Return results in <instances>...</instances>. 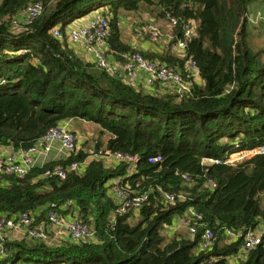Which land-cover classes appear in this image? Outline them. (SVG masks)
<instances>
[{"label":"trees","instance_id":"obj_1","mask_svg":"<svg viewBox=\"0 0 264 264\" xmlns=\"http://www.w3.org/2000/svg\"><path fill=\"white\" fill-rule=\"evenodd\" d=\"M35 4L41 10L30 21ZM142 6L156 7L157 19L170 24L172 33H163L171 36L165 52L135 48L122 37L119 11ZM260 9L264 14V0H0V147L30 148L74 119L108 135L103 150L97 138L91 152L80 148L26 175L0 174V215L27 212L36 225L55 210L92 233L82 240L67 233L52 244L4 232L0 264H264V235L245 248L247 232L264 222V47L250 43L258 28L264 35ZM86 16L92 24L81 21ZM103 19L116 60L140 51L181 73L189 90L167 85L150 93L81 56L74 45L89 44L70 38L71 25ZM144 33L151 39V32ZM180 41L185 48H178ZM245 150L258 151L229 162ZM118 153L141 160L133 165L115 158ZM92 154L84 170L69 169ZM158 155L161 161L149 162ZM204 158L220 162L203 164ZM57 169L65 179L54 174ZM117 177L135 192H149L148 202L118 213L120 202L110 192ZM184 219L196 223L194 236L176 229V220L182 225ZM208 228L214 236L204 249Z\"/></svg>","mask_w":264,"mask_h":264},{"label":"built area","instance_id":"obj_2","mask_svg":"<svg viewBox=\"0 0 264 264\" xmlns=\"http://www.w3.org/2000/svg\"><path fill=\"white\" fill-rule=\"evenodd\" d=\"M41 10L39 4H35L30 9V21L35 18ZM174 24L175 20H172ZM76 24L71 25L69 30L70 38L74 42H84L89 44L91 54L88 55L90 60L95 62L100 69L107 70L113 75H117L119 78L128 81L134 85H144V88L147 92L156 94L160 89L166 87L167 85H175L179 87L180 93L189 90V85L186 83L183 75L179 72H174L168 66L151 60L145 57L140 51L133 52L126 56V61L121 62L117 65L116 61L110 57L108 52V46L106 42V37L108 35L109 24L108 21L103 19L98 21L92 26H75ZM152 25H150L151 27ZM147 30V31H145ZM144 32H151L150 37L151 41H157L158 35L161 34L160 31L153 27L149 30V27H145ZM191 28L186 30V34L190 35L192 32ZM55 35L61 37L60 29L56 28L54 30ZM170 37V38H169ZM169 42L171 36H168ZM166 38V39H167ZM168 42V43H169ZM186 44L183 41H180L178 48H185ZM194 66V64H191ZM142 74L144 77L141 78L139 75ZM131 78V80H130ZM142 80L143 84H139L138 81ZM146 82L144 83V81ZM59 143L64 149L70 153L76 151L79 148L78 146V136L71 129L68 124H60L56 127L51 128L38 142L30 148H19L17 151L12 152L6 159L0 157V174H15V175H26L30 172L34 166V161L38 154L40 153H49L53 147L54 143ZM261 152H264V146L259 149ZM258 150H245L241 152L234 153V155H244L250 156L257 153ZM106 154L109 157H113L112 153L108 150ZM230 156V159L234 156ZM115 158L124 160L128 163L135 165L139 163L141 158L138 155L123 154L118 153L115 155ZM87 159L84 162H73L70 165L71 170H84L89 164ZM162 160V156L158 155L149 159L150 163L159 162ZM219 159L215 158H204L202 160L203 164H213L219 163ZM231 162V160L229 161ZM133 166H129V170L132 171ZM52 172L47 171V174L50 175ZM54 174L60 176L61 179H65V173L57 169L54 171ZM186 180H189L187 176H184ZM213 186H216L215 183H212ZM110 192L114 197H116L120 206L118 213L124 214L132 210H137L142 208L149 200V192H135L130 189L129 185L125 183L124 178L117 177L112 181ZM181 197V196H180ZM168 201H173L175 195L166 194ZM190 214L194 218H200L194 211L190 210ZM65 218L62 214L51 210L48 213V220L40 224H33V219L29 213L24 212L18 217H7L5 215H0V235L4 230H21L24 234H28L29 237L33 239H44L46 238V232L48 230H55L61 225L65 224L63 230H67L69 235L74 240H82L92 236V233L89 231L87 225L83 224L79 219L72 218V220L63 221ZM182 225L188 230L191 236H194L197 232V226L195 222H191L188 219L182 220ZM262 227V231L260 228ZM259 229L257 228L254 231L247 232L245 236V248L247 250L254 248L256 245L262 242V236L264 235V222L261 224ZM229 234L230 231L228 232ZM213 231L208 228L205 231L204 239L202 242V248L206 249L210 245V241L213 238Z\"/></svg>","mask_w":264,"mask_h":264},{"label":"rangeland","instance_id":"obj_3","mask_svg":"<svg viewBox=\"0 0 264 264\" xmlns=\"http://www.w3.org/2000/svg\"><path fill=\"white\" fill-rule=\"evenodd\" d=\"M100 10H96L94 12V14L99 13ZM261 11V9H260ZM119 13L121 14V25L122 28H124L122 30V37L125 40H128V42H130L135 48L137 47L136 45V41H142L144 42L145 39H148L147 36H143L144 33V29L143 27H140L139 25L141 24V22H144L145 24H148L147 26L149 27V30H151L152 26L156 27L160 33H161V38L163 41L159 40V41H151L150 38L148 40H150L152 43V46L154 47H161L163 48L164 52L166 51V49L168 50V42H169V38H167L166 36L163 35V33L165 32L166 34H171V26L170 24L165 21L164 19H157V15H158V11L157 8L155 7H146V6H142V9L139 12H126V11H119ZM261 17L263 18L264 14L261 11ZM254 19V18H253ZM251 19V15H250V20ZM253 22L251 21V24ZM150 25H152L150 27ZM160 25L162 27H160ZM195 29V25L193 26L192 30H190V32H194ZM147 31V30H146ZM167 38V39H166ZM250 43L251 45L255 46H260V47H264V35L261 33V29L258 28L255 31V35L250 37ZM256 47V46H255ZM172 52L177 53L174 48L171 49ZM90 48L87 49L86 51V56L90 55ZM141 78H143L144 76L142 74L139 75ZM131 80V78H130ZM146 82V80L144 81V83ZM139 84H143L142 80L138 81ZM136 87L139 88H146L144 85H135ZM145 90V89H144ZM83 121L85 120H81L82 123H84ZM87 122V121H85ZM72 130H74L78 136V146L79 148H83L85 149L87 152H91L92 150H95L96 145H97V138H100V140L104 141L103 143H101V147L103 150V146L106 144L107 141V137L108 135H104L103 137L99 134V129L100 127L97 126L96 124L93 123H89L87 122V125L85 126L84 124L82 125H71L70 126ZM94 155V154H92ZM234 155V154H233ZM96 157V156H95ZM247 156H240V155H234L230 160L231 162H240L242 161V159H245ZM98 158V157H97ZM112 158V157H111ZM107 164H110L107 163ZM67 218V219H66ZM66 218L63 221L68 220L69 215H66ZM65 226V224L61 225L60 227H58L55 230H48L46 232V240L49 241V243L52 244H56L59 243L61 240H63L67 234V231L65 232L63 229V227ZM51 231V232H50ZM5 235L11 237V238H21L24 235V232L21 230H17V229H11V230H4L1 233ZM69 233V232H68ZM170 233L172 234V230L170 229Z\"/></svg>","mask_w":264,"mask_h":264},{"label":"crops","instance_id":"obj_4","mask_svg":"<svg viewBox=\"0 0 264 264\" xmlns=\"http://www.w3.org/2000/svg\"><path fill=\"white\" fill-rule=\"evenodd\" d=\"M82 22H85V24H92L94 21L93 17L86 16L84 18L81 19ZM124 29V28H122ZM149 39V38H148ZM148 39H145L144 42L142 41H136V45L138 49H142V50H153V51H159V52H163V48L161 47H154L152 46V42ZM125 40V39H124ZM128 42V40H126ZM163 41V40H162ZM130 43V42H129ZM131 44V43H130ZM74 47H76V50L78 51V53L82 56V54L84 56H86V51H87V47L82 44V43H78L75 44ZM110 55V54H109ZM88 57V56H87ZM110 57H112L114 59V62L116 61L117 65L121 64V62H119L118 60H116V58H114L112 55H110ZM84 123L81 122V120H71L65 124H68L69 126H73V125H82L84 124L85 126L87 125V122L83 121ZM14 151L13 148L11 147H0V157L6 159L10 154H12V152ZM70 155V152L67 151L66 149H64L59 143H54V147L53 149L49 152V153H40L38 154V156L36 157L35 161H34V166H43L45 163L47 162H51V161H59V160H63L68 158V156ZM95 158V155H91L89 157V159H93ZM178 220V219H177ZM176 220L177 226L176 229H179L178 232H188V230L185 227H182L183 225L180 224L179 221ZM261 227V225L259 226ZM258 227V229H259ZM173 228H171V230L173 231ZM67 231V230H64ZM260 231H262V227L260 228ZM68 233V232H67ZM65 238H68V236L66 235Z\"/></svg>","mask_w":264,"mask_h":264},{"label":"water","instance_id":"obj_5","mask_svg":"<svg viewBox=\"0 0 264 264\" xmlns=\"http://www.w3.org/2000/svg\"><path fill=\"white\" fill-rule=\"evenodd\" d=\"M254 18V14H251V19H253ZM252 21V20H251ZM15 151H17V149H15Z\"/></svg>","mask_w":264,"mask_h":264}]
</instances>
